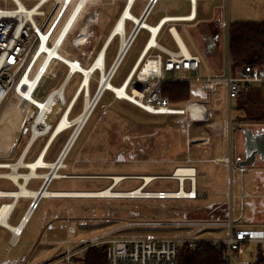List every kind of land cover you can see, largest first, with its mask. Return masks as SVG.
Returning <instances> with one entry per match:
<instances>
[{"label":"rangeland","instance_id":"1","mask_svg":"<svg viewBox=\"0 0 264 264\" xmlns=\"http://www.w3.org/2000/svg\"><path fill=\"white\" fill-rule=\"evenodd\" d=\"M145 3V0H136L132 12L139 15ZM124 4V0L91 2L88 7H91L89 12L95 17V22L88 31L87 39L83 47L76 50L80 56L71 53L68 48H64L63 51L65 53L67 52L73 58L77 56L78 59H83L89 63L104 44L105 37L122 11ZM221 4L223 5L226 16L227 13L229 14L231 21L264 19V0H198V5L203 15H212L214 7H218V5L222 6ZM163 7L166 10H163ZM189 8L188 1L163 0L156 6L148 22L154 25L157 23L158 18L165 13H187L189 12ZM131 26V22H127L126 29L129 31ZM178 28L186 44L191 49H194L196 44L194 39L190 38L193 32L190 35L188 29L186 32L181 29V26H178ZM147 37L148 32L142 30L117 70L114 76L115 78L112 81L114 85L118 86L123 82L140 54ZM170 41V36L166 35L164 42L169 44ZM119 45L120 43L117 40L110 46L107 66L112 61ZM225 54L226 51L224 52ZM51 68L50 73L39 84L37 89V96L39 97L47 95L65 77L66 65L60 63L53 64ZM207 73L209 72H207L206 66H203L201 76ZM99 78L100 74L98 73H95L91 77V90L88 97L92 99L95 96ZM81 79L80 75H76L66 87L65 95L68 101L76 89L79 88ZM193 87L197 90L199 85L193 84ZM223 89V84H219L218 92L214 95V100L208 102L212 116H218V119L221 121L225 118V96ZM86 97V93L84 92L80 95L73 106L71 118L76 117L82 112ZM171 105L175 107L180 106L178 104ZM20 107L22 109L24 108L21 100L17 96L10 95L0 109V163H16L20 158L22 149L30 141L32 136V121L36 116L34 107L37 109L38 107L34 104L27 105L24 111H19L18 108L20 109ZM180 119L176 115L151 114L128 100L116 99L111 91H105L94 107L92 114L88 118L76 142L65 157L64 167L59 170V173L69 174L70 176L55 179L54 183L49 187L50 190L58 188L78 190L103 189L112 184L113 179L106 176L112 173L151 174L155 171L172 172L176 165L186 164L183 158L186 157V141L188 139L186 140V136H184L183 130L180 128ZM237 122H239L238 119ZM258 124V122L254 121L248 122V125ZM53 128L47 134L42 137L40 136L41 138L36 141L31 153L29 152L30 154H27L26 161L29 162L36 156L44 142L51 136ZM75 129L76 127L73 126L58 134L54 142L57 148L61 147V145L62 148L65 147L75 132ZM241 147H239L240 151L242 149ZM62 151L59 156H61ZM193 164L198 168L200 187L206 188L208 185L211 190L212 186H222L228 190L230 179L232 178L225 165L210 161L195 162ZM24 170L28 171V169ZM2 172H6V170L0 167V173ZM19 172L22 173V169ZM74 174L76 175L72 176ZM256 175L257 171H254L252 173H246L244 176L246 187L250 191H252L256 183L259 187L261 186L260 179H257ZM240 178L241 174L239 175L237 173L234 176L237 183H240ZM142 181L140 178H127L116 185L115 189L132 190L139 187ZM35 182L40 181L35 180ZM259 187L258 191L262 192ZM15 188L9 179H0V189L12 190ZM148 188L176 190L177 181L174 179L159 178L148 186ZM213 197L210 194L208 201ZM9 200L0 199V202ZM208 201L206 199L189 201L165 199L164 201H154L144 199L143 197H71L65 200L62 199L61 202H65L63 205H66L65 209L67 207L70 208L69 215L67 211L62 212L63 218H57L53 221V224L57 226L59 232L55 236V240L47 244V242H44L46 238L41 236L35 242L34 250L36 252L42 249H48L45 250V254L47 252L52 253L60 245L62 239H70V246L76 248L93 240L113 237H132L142 234L163 238L222 237L226 232L224 223L228 219V212L222 214L224 216L217 219L218 221L210 222L214 224L203 225L202 227L183 226V224L187 223L186 220L188 218L194 220L201 217L200 221L208 222L207 217L211 213V210L205 209V203ZM27 203L28 199L24 197L19 200L15 213L9 220L11 224H17ZM44 203L48 204L49 202L45 200L42 205ZM239 204L240 202L238 201L237 208L233 213L234 217L239 215ZM58 205L63 206L61 204ZM36 214L27 229L32 227V225L34 226L40 220V218H36ZM68 216L70 217L69 222L67 220ZM246 220L247 217H244L240 221V224L244 225L248 223ZM69 225L74 227V231L71 233L68 231ZM10 235L7 230L0 226V255H6V247ZM28 239L30 240L28 233H26L19 242V245H15L12 248L9 256L17 257L21 253L18 249L19 246L27 243ZM66 247L67 245L64 244V250ZM255 249L256 246L253 244L249 245L236 264H249L253 261L255 259ZM41 253L43 254L44 252L41 251ZM83 253L81 252L73 257L77 261V264H80L78 257ZM60 254L62 252L58 255Z\"/></svg>","mask_w":264,"mask_h":264},{"label":"built area","instance_id":"2","mask_svg":"<svg viewBox=\"0 0 264 264\" xmlns=\"http://www.w3.org/2000/svg\"><path fill=\"white\" fill-rule=\"evenodd\" d=\"M94 1L102 0H0L1 12H13V14H5L0 18V109L5 100L8 99L10 95L17 96L23 103L24 100L21 92L25 90L27 92L29 91L36 99L43 100L47 97H51L54 93L63 88L62 92L64 94V105L56 121L54 122L55 124L60 119L59 117L63 116L61 115L62 112L63 114L66 112L65 109L68 103L74 100V97H76L78 94L77 88L69 101L65 95L66 87L76 75L81 76L82 79L79 87H82V83L84 81V72L80 70L79 66L82 65L84 67H94L100 52L102 49L105 50L104 72L109 78V82L112 83L114 76L121 65V62L142 29L149 32V39L146 41L141 55L130 71L126 80L121 85H118L122 87L125 86V91L129 93V96L121 98L115 90L109 89L106 86L102 89L93 107L96 106L97 102L101 99L105 91H111L113 92L116 99L128 100L151 114L180 116L181 127L190 134L191 129L198 121L207 120L209 118L210 111L207 106V101H210L214 98L215 93L218 92L219 84H223L225 97L229 102L236 100L242 92L251 90L255 85H262L264 87V63L256 66L241 67H234L232 63L230 43L232 24L228 13V19L223 21V25L228 31L229 38L227 47L228 59L226 63V70L223 73H213L207 76H200L199 73L202 61L200 56L186 53L183 51L182 47H180L179 50L171 51L162 47L158 43L157 37L159 36L161 29L169 23L176 22L186 24L187 22L196 20V8L198 5V0H187L190 3V12L187 15L164 16L161 18L156 26L161 25V27H163H160V29L157 31L154 37L155 43L153 45H149V42L153 36V32L148 26L145 25V23H147V20L154 11L155 7L163 0H145L146 3L142 7L139 15H135L132 12L133 8L135 7L136 0H124L125 4L119 15V18L116 21L108 39L103 44L101 50L89 63L83 59H78L76 55L80 56V54H78L76 50L80 49V47H83L87 39L88 31L95 22V17L89 12L91 7H88L89 4ZM128 6L132 14L137 17L139 21L131 17H126L124 19L123 37L120 33L113 34L115 26L118 24L124 13L123 10ZM127 22H131L132 24L129 31L126 29ZM172 29L173 26L169 28L170 31H172ZM116 37L120 38L121 40L118 53L112 64L106 67V53L113 39ZM123 40H125L124 46ZM64 48H68L71 53H75L76 58H73L67 52L65 53L63 51ZM156 49H160L165 52L167 57L163 58L161 53H154V50ZM53 50H56L57 53L50 54V51ZM71 62H73L74 65L79 66L75 70H72ZM152 62V66H155V68L153 70L148 69L146 72V67ZM59 63L66 65L67 68L62 82L57 87L50 90L49 93L44 97L37 96V89L40 82L48 73H50L52 69L51 66L53 64ZM104 72L97 66L91 73V77L95 73L100 74L95 96L102 86V77ZM190 72H197V75L191 76ZM91 77L89 79V93L91 90ZM26 81L30 82L31 84L27 83ZM166 81L198 84L199 89L203 93L207 94V96L202 97V99H189L186 101L183 107H174L171 105L168 97L164 96L161 91L162 84ZM83 92L86 93L85 89H82L79 92L78 98L75 100L73 106ZM130 96L133 98H130ZM138 100H140V102L147 103L148 105L152 102V100H157L158 102L152 104L151 110H147L143 103H139ZM28 103L29 102L24 103V108L22 109L20 107L18 110L24 111L27 108V105H32ZM73 106L72 108L70 107L71 110L68 114L69 117L71 116ZM190 106H196V108H191ZM34 110L36 112V116L32 121V125H34V122L40 115V108L37 109L34 107ZM54 124L52 125V128L54 127ZM237 125L238 124L233 127L235 128ZM65 130L59 132V134ZM48 132H44L33 137L32 127V136L30 138L29 144L26 146L27 151L35 139L47 134ZM51 136L53 135L51 134ZM188 142L206 143L208 142V138L206 136L189 137ZM20 159H18V161L13 164H18ZM221 160L229 164L230 171L233 174L236 172L250 171L252 169L250 166H241L233 163L230 156H225L221 158ZM187 161L192 162L193 159L188 156ZM0 165H4L0 167L6 169V172L0 173V179H9L16 186V188L13 190L20 191L21 186L8 174L20 173L19 170L23 166L18 165L16 168H13L11 164L8 163H0ZM186 167L194 169L193 166ZM28 168L31 169L30 167ZM52 169L53 168L50 169V172ZM52 176L53 178L55 177L54 174H52ZM20 178L23 179L24 177ZM47 179L48 177L44 178V181L40 189L37 191V194L31 195L32 200L23 214L19 224L16 225L19 227L23 224V227L13 229L6 226L12 232L10 245H13L15 240L22 234L24 226L29 222L33 212L37 209L41 198L46 196L43 191L48 190L52 181L51 180L49 182ZM177 179L179 182H181L179 178ZM186 180H189L193 185L192 178H185L183 183ZM167 194L168 193L166 191H160L155 193L153 196L158 198L180 197ZM189 195H191L189 197H196L197 192L193 196L191 191ZM21 196L23 195L17 197L0 194V198L11 199L10 202H2L0 204V211L6 203L12 205V208L6 215L7 221L11 213L14 211L15 205L18 203V200L21 198ZM151 196L152 195H150V193H147V195L127 197L147 198ZM0 225L5 226V224L1 221ZM225 225L227 227V231L223 237L163 238L140 235L93 240L90 242V244L68 253L59 261L68 260L70 264H77V261L73 259L74 256L80 254L91 246L102 244H108V264H178V247L184 243H187L190 246H196L202 242H209L215 247L222 246L224 248V255L227 258L229 264H236V262H238L245 253L246 248L251 244L264 249V228L236 227L234 222L231 220H227ZM68 230L73 232L74 227L69 226ZM0 264L22 263L17 261H6Z\"/></svg>","mask_w":264,"mask_h":264},{"label":"crops","instance_id":"3","mask_svg":"<svg viewBox=\"0 0 264 264\" xmlns=\"http://www.w3.org/2000/svg\"><path fill=\"white\" fill-rule=\"evenodd\" d=\"M180 1H187V0H180ZM189 5H190V3H189ZM162 9L166 10L164 7ZM154 11H155V9H154ZM153 12H152V14H153ZM189 12H190V8H189ZM189 12L180 13V14L165 13L158 18V21L164 16H181V15H187V14H189ZM119 15L116 18L114 24L112 25V27H111L110 31L108 32V34L106 35V37L104 36L105 37L104 43L106 42L109 35L111 34L112 29H113L116 21L119 18ZM151 15L149 16V18L151 17ZM219 15L222 16V24L220 27L221 28L220 32H219V29L217 31H215L216 26L215 25L213 26L211 24L212 22H214V20L216 18L220 17ZM225 16H226V14L224 12L223 5L222 6L218 5V7L217 6L214 7V11H213L212 15L201 14L199 5H197L196 20L191 21V22H187L186 24L171 22L168 25H166L164 28H162L163 27L162 26L160 34L157 37V41L162 47H164L168 50H171V51L172 50H179L181 45L179 44L175 34H173V32H172L173 29H172V31H170L169 28L171 26H173V28L177 30L180 37H181V35H180V31H179L178 26H181V29L185 30L186 32L188 29V33L190 35H191V32H193V34L191 35L190 38L194 39L196 46H194V49H191L186 44V42L183 40L182 37H181V40H183V42L185 43L186 48L188 49V52L190 54L198 55L201 57L202 61H201V68H200V73H199L200 76H201V71H202L203 66H206V70H207V72H209L204 76L211 75L213 73H223L226 70V63H227V59H228L227 47H228V43H229L228 42L229 41L228 40L229 39L228 38V31L223 25V21L228 19V17L227 16L225 17ZM149 18H148V20H149ZM148 20H147V23L150 24L148 22ZM262 20H264V19H262ZM158 21H157V23H158ZM237 21H241V20H237ZM232 22H234V21H231V24H232ZM156 24H154V25H156ZM139 34H138V36H139ZM218 34H219V37H218ZM166 35L170 36L171 41L169 44L164 42V38L166 37ZM230 35H231V32H230ZM138 36L135 38L134 42L137 40ZM216 37H218V38H216ZM148 39H149V32H148V37H147L146 41H148ZM117 40L120 43V41H121L120 38L116 37L115 39H113V41L111 40L112 41L111 45L113 44V42H115ZM134 42H133V44H134ZM230 43H231V40H230ZM145 44H146V42H145ZM145 44H144L140 54L138 55L137 59L135 60L132 68L136 64L139 56L141 55V53L145 47ZM110 46H109V48H110ZM101 48L99 49V51L101 50ZM109 48H108V50H109ZM118 48H117V51H116L112 61L110 62V64L108 66H110L112 64V62L114 61V59L116 58L117 53H118ZM108 50L106 53V61H105L106 67H108L107 66L108 53H109ZM99 51H97V53ZM225 51H226V54L224 55ZM154 53H161L163 58L167 57V54L160 49L154 50ZM207 55H209V56H207ZM220 62L222 63L221 66L218 65ZM218 67L221 68L220 72H216V69H218ZM234 67H236V66H234ZM132 68L130 69V71L132 70ZM130 71H129V73H130ZM129 73L126 75L123 82L126 80ZM195 74L197 75V72H190L191 76H196ZM255 86H257V85H255ZM193 89H194V87H193ZM195 92H196V94L193 95L189 99H193V100L194 99H202V97L207 96V94L203 93L199 89V87L197 88V90H195ZM223 93H224V89H223ZM224 96H225V93H224ZM214 98L212 100H214ZM188 100L180 101V102H172L169 99L171 104L180 105L178 107H183L185 105L186 101H188ZM212 100H210V101H212ZM210 101H207V102H210ZM207 106H208V103H207ZM236 106H237V99L229 102L226 100V97H225V102H224L225 118H224V120L221 121L220 119H218V116L213 117L212 113L210 111V108L208 106L209 111H210L209 118L207 120L198 121L194 125V127L191 129L190 134L186 130H184L180 125V128L183 130L184 136H186V140L189 137L191 138V137H196V136H198V137L206 136L208 138V142H206V143H203V142H191V143H189L187 140L186 141L187 147H186V151H185L186 157L183 158L184 159L183 161L186 162V164L176 165L172 172H166V171L156 172L155 171L156 173L154 172L151 174H156L157 177H154L153 179H151L149 182H147V184L145 183V181H142V184H140V186H143V187L145 186L144 187L145 190L147 189V191L154 192V193H157L160 191H166V192L176 191L181 186L180 185L181 183L178 181L177 178L173 177V173L179 167L193 166L195 169V173H196L195 185L194 184L192 185L189 180H186L184 182V189L192 190L193 186H195V189L197 192L196 197L158 198V197L151 196V197L144 198L147 200H154V201L155 200L164 201L165 199H176V200H184V201L195 200V199H200V200L206 199L208 201L209 195L212 194L214 197L205 203V209L207 208L209 211L211 210L209 217H207V219L209 221L208 222L200 221L201 217H198L194 220L193 219L191 220V218H188L186 220L187 223L183 224V226L187 225V226L202 227L203 225L214 224V223H210V222L216 221L220 217L224 216L222 214H226L228 212V219L227 220H231L232 222H234V225L236 227H250V226H252L254 228H256V227L264 228V162L259 161L255 165H246V166L252 167V169L250 171L236 172L233 174L230 171L229 164L221 160V158H223L225 156H230L232 159V162L237 164L239 158H244V156H245V146H244L245 136H244L243 132L238 128V125H246V126H249V125L246 123H239L240 121L237 122L238 111H237ZM176 116H178V115H176ZM236 124H238V125H237V127L234 128L233 126H235ZM263 126H264V123H262V124L259 123L258 125H250L249 127L253 128L255 130H258V129H261ZM258 127H260V128H258ZM57 136L58 135H56L52 141H51L52 136H49L47 138V140L44 142V144L42 145V147L39 149L36 156L33 159H31V161H29V162L36 160L41 154H44V158L46 161L51 162V163L56 162V159L58 158L60 152L62 151V149H64V148H62V145H61V147H58V148L55 145L54 142H55V139L57 138ZM41 137L34 140V142L31 144V146L29 148V151H27V147H26L29 144V142L26 144V146H24V148L22 149L21 154H20L21 159L26 161L27 154L29 152L31 153L33 146L35 145L36 141L38 139H40ZM240 142H242L241 145H240ZM238 144H239V146H238ZM240 146H242L241 151L239 148ZM188 156H190L193 159L192 162L187 161ZM203 161H210L213 163L223 164L226 166V169L229 171V175L232 178V179H230V184H229L228 190H226V188L222 187V186H218V187L212 186L211 190H210V186H208V185L206 188H202L199 186L198 168L193 163L203 162ZM173 162H175V161H173ZM61 168H63V167H61ZM20 169H22V173H27V172H30V170H31L27 166H23ZM24 169H28V171L24 170ZM50 169L51 168H49V167H37L36 172L39 174H42V175L32 176L31 178L28 179V181H26L24 178L23 179L20 178L19 181L22 182L29 189L37 192L40 189V187L44 181V178H45L44 174L48 173L50 171ZM4 170H6V169H4ZM59 170L60 169H58V171ZM23 171H26V172H23ZM254 171H257L256 177H257V179L261 180V181L259 180V182L261 183V186L259 187V185L256 183L255 187L252 189V191H250L246 187V182H245L244 176L246 173H252ZM237 173L239 175L241 174L240 183H237V180L235 181V179H234V176ZM64 177H67V176H64ZM58 178H61V177H54L52 179L49 187L54 183L55 179H58ZM159 178L176 180L177 181V189L176 190L149 189L148 186H150L156 179H159ZM124 179H127V177ZM124 179H122L121 181H123ZM140 179H142V178H140ZM35 180H39L40 182L34 183ZM119 183H117V185ZM12 184L14 185V183H12ZM112 184H113V182H112ZM258 187L261 188L262 192L258 191L259 190ZM5 190H8V189H5ZM49 190H50V188H49ZM53 190H58V191L64 190L65 191V190H78V189H60V188H58V189H53ZM45 195L46 196H43L41 198L37 209L33 212L32 216L29 219V222L24 226V230H23L22 234L15 240L13 245H10V239H11L12 232L6 226L0 225L1 227H3L5 230H7L11 234L10 238L8 240V245L6 247L7 253L5 256L0 255V263L6 262V261H17V262H21L22 264H70V262L68 260H62V261H59V260L61 258L65 257L68 253H70L76 249L81 248V246H78L76 248H72L70 246V239H62L60 242V245L57 246L55 251H52V253L47 252L45 254V250H48V249H42L41 251L44 252L43 254L41 253V251L35 252V250H34L35 245L34 244L37 240H39V238L41 236H44L46 238V239H44L45 240L44 242L45 243L47 242V244L50 243L51 241L55 240V236L59 232H58L57 226L53 224V221L57 218L61 219V217L63 215L62 212L64 213L67 211L68 215H69L70 208L67 207L65 209L66 205L65 206L63 205L65 202H61V200L62 199H64V200L69 199L71 197H81V196H58V195L53 196V195H47V194H45ZM21 197L28 199V203H27L22 215L20 216L19 221L15 225L19 224L23 214L25 213L29 203L32 200L31 195H23ZM0 199H9V198H0ZM19 200H18V202H19ZM45 200H48L49 203L48 204L44 203L42 205V203ZM10 201H11V199L9 201H2V202H10ZM238 201L240 202L239 210H238L239 215L237 217H234L233 213H234V210L237 208ZM2 202H0V204ZM17 204L18 203H16L14 211L11 213V215L8 219L9 223H10L9 220L11 219L13 214L15 213V210L17 208ZM54 204H56V205H54ZM58 204H61L63 206H59ZM35 213H37L36 218H40V220L37 223H35L34 226L32 225V227L27 229L30 222L35 217ZM244 217H247L246 221L248 223L241 225L240 221ZM67 220L69 222V220H70L69 216L67 217ZM227 220H225V223ZM225 223H224V226L226 227ZM69 226H71V225H69ZM69 226H68V228H69ZM226 231H227V227H226ZM26 233H28L30 240L28 239L27 243L19 246L18 249L21 251V253L19 255H17V257H10L9 253L11 252L12 248L15 245L16 246L19 245V242L22 240V238L24 237V235ZM225 234H226V232H225ZM142 235H144V234H142ZM148 236H153V235H148ZM169 238H171V237H169ZM174 238H182V237H174ZM183 238H201V236L200 237H183ZM203 238H205V237H203ZM65 240H66V242H65ZM64 244L67 245L65 250H64ZM47 247H50V246H47ZM60 252H62V254L58 255Z\"/></svg>","mask_w":264,"mask_h":264},{"label":"bare ground","instance_id":"4","mask_svg":"<svg viewBox=\"0 0 264 264\" xmlns=\"http://www.w3.org/2000/svg\"><path fill=\"white\" fill-rule=\"evenodd\" d=\"M123 12L124 13H123L122 17L119 20L118 24L115 26L114 32H113V34H116V33L122 34V37L124 34V19L126 17H131V18H134L137 21H139V19L132 14L129 6L126 9H124ZM5 14L9 15V14H13V12H10V11L9 12H3V11L1 12L0 11V18L3 17ZM145 25L148 26L153 32L152 39L149 42V45H153L155 43L154 37H155L157 31L160 29L161 25L156 26V25H151L148 23H145ZM173 33L175 34V36H176L179 44L181 45L183 51L186 53H189L188 49L186 48L185 43L183 42V40H181V37L179 36L177 30L174 28H173ZM123 41H124L123 42V46H124L125 40H123ZM56 53H57L56 50L50 51V54H56ZM104 57H105V50L102 49V51L99 54L98 59L96 60V63L94 64V67H92V68H91V66H89V67H84L82 65L76 66L73 64V62H71L72 70H75L79 66L80 70L82 72H84V81L82 83V87L78 88V94L82 89H85L87 97H86V100L84 103V109L82 110V112L79 115H77L76 117L71 118V117H69L68 114H69L75 100L78 98V94L76 92L77 95H76V97H74L75 99L70 101V103H68V105L66 106V109H65L66 112H64V114H62L63 116L60 117V119L56 122V124L53 128V131H52L53 136L51 137L52 138L51 141L53 140V138L56 135L59 134V132L65 130L69 127H73V126L76 127L75 132L72 134V137L70 138L69 142L66 144L64 154H62V156L58 160V162H52L51 163V162L46 161L44 158V154H41L36 160H34L32 162H27L25 160L20 159L18 164H11V166L13 168H16L18 165L28 166L31 168L30 172L12 173V174H8V175L11 178H13L21 186V190L20 191L19 190H8V191L7 190H0V194L12 195V196H17V197L20 195H36L37 192L26 187L22 182L19 181V178L24 177L25 180L28 181V179L31 178L32 176L42 175V174H39L36 172L37 167L53 168L52 172L49 171L48 173L44 174L45 177H50L52 174H54L55 177L70 176L69 174L66 175V174L59 173L58 169H60L61 167H64L65 157L67 156L71 147L76 142V140L79 137V134L81 133L82 129L84 128L88 118L92 114V111L94 109L93 105L97 101L102 89L107 86V88L115 90L121 98H125V97L129 96V93L127 91H125V86L124 87L115 86L111 82H109V78L107 77L106 73L104 72ZM152 64H153V62L146 67V69H145L146 72L148 69L153 70L155 68V66H152ZM97 66L104 72L103 77H102L103 81H102V86H101L99 92L94 97V99H92L91 97H88L90 94L89 93V82H90L89 79L91 77V73H92L93 69ZM26 82L31 84L28 81H26ZM62 90H63V88L58 90L51 97L45 98L43 101L36 99L34 96H32V94L29 91L27 92L25 90V91L21 92V94L23 96V100H24L23 104L26 102H29L30 104L36 105L38 107V109L40 108V115L38 116V119L34 122V125H33V137H35L38 134L48 132L52 128V125L56 121V119H57L58 115L60 114V112L63 108V105H64V94H63ZM130 98H133V97L130 96ZM138 102L143 103V105L147 108V110H151L152 104L155 102H158V101L152 100V102L149 105L147 103L140 102V100H138ZM190 107L196 108V106H190ZM0 166H4V165H0ZM75 175L76 174H74L72 176H75ZM96 175H98V174H96ZM106 176L113 179V184L109 185L103 189H99V190H65V191L64 190L63 191H61V190H59V191L58 190H45V191H43V193L47 194V195H53V196L58 195V196H81V197L82 196L83 197H127V196L147 195V193H150V195L153 196L155 194L154 192L146 191L144 188L145 186L144 187L140 186V187H137V188L132 189V190H117L114 187L117 185V183H119L122 179H124L126 177L127 178H142V180L145 181V183L147 184V182H149L151 179H153L154 177H157L156 174H150V173H147V174L112 173V174H108ZM173 177L180 179L181 187H179V189L176 191H171V192L168 191L167 195L189 197V196H191V195H189L191 191H192L193 196L196 194L195 186H193L192 190H190V189L186 190V189H184V183H183L185 178H192L193 184L195 185L196 173H195V170L193 168L179 167L173 173ZM11 208H12L11 204L6 203L3 206L2 210L0 211V221L3 222L5 224V226H8V227L13 228V229L22 228L23 224L18 227L16 225L10 224L6 220V215L10 211Z\"/></svg>","mask_w":264,"mask_h":264},{"label":"trees","instance_id":"5","mask_svg":"<svg viewBox=\"0 0 264 264\" xmlns=\"http://www.w3.org/2000/svg\"><path fill=\"white\" fill-rule=\"evenodd\" d=\"M211 24L216 26L215 31L220 27L218 22ZM230 40L234 66H256L264 63V20L232 22ZM161 91L172 102L185 101L196 94L193 84L187 82L166 81L162 84ZM236 108L237 119L241 123L248 124L252 121L264 123V87L257 85L249 91L242 92L237 98ZM88 244L90 242L81 247ZM107 248L108 244L87 248L78 257L79 263L108 264ZM254 253L255 259L249 264H264V249L258 246ZM177 261L178 264H229L224 255V248L215 247L209 242H202L196 246L187 243L179 245Z\"/></svg>","mask_w":264,"mask_h":264},{"label":"water","instance_id":"6","mask_svg":"<svg viewBox=\"0 0 264 264\" xmlns=\"http://www.w3.org/2000/svg\"><path fill=\"white\" fill-rule=\"evenodd\" d=\"M219 16L220 17L216 18L214 20V22H218L219 26L221 27L222 16L221 15H219ZM220 27H219V32L221 31ZM218 37H219V34H218ZM218 37H216V38H218ZM207 56H209V55H207ZM221 64L222 63L220 62L218 65L221 66ZM220 71H221V68L218 67V69H216V72H220ZM238 128L243 132V134L245 136V141H244L245 156H244V158H239L237 164L241 165V166H246V165H255L259 161L264 162V126L258 130H255V129H253L249 126H246V125H238ZM65 148H66V146H65ZM65 148L63 149L61 156H62V154H64ZM61 156H59V158L56 160V162H58V160L61 158ZM52 178H53V176L51 175L50 177H48L47 180L50 182L52 180Z\"/></svg>","mask_w":264,"mask_h":264}]
</instances>
